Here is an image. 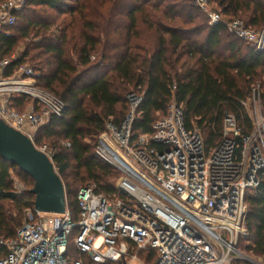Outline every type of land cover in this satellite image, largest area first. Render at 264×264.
<instances>
[{"label":"trees","instance_id":"1","mask_svg":"<svg viewBox=\"0 0 264 264\" xmlns=\"http://www.w3.org/2000/svg\"><path fill=\"white\" fill-rule=\"evenodd\" d=\"M208 1L249 27L264 25V0ZM26 40L10 70L31 63L38 85L66 104L63 117L52 116L39 128L36 145L52 148L75 218L83 186L123 196L115 182L122 173L95 147L108 123L120 126L130 114L131 92L143 97L132 124L134 140L152 132L173 102L182 107L186 128L199 129L208 147L221 140L226 114L235 115L244 134L253 130L243 102L263 83L264 55L226 23L211 25L194 0H27L16 25L0 36V58L12 57ZM18 100L20 110L31 101ZM12 171L29 185L24 193L15 190ZM33 187L30 175L0 156V238H14L25 211L35 208ZM246 202L241 240L264 259V168ZM73 237L68 253L77 258Z\"/></svg>","mask_w":264,"mask_h":264},{"label":"built area","instance_id":"2","mask_svg":"<svg viewBox=\"0 0 264 264\" xmlns=\"http://www.w3.org/2000/svg\"><path fill=\"white\" fill-rule=\"evenodd\" d=\"M27 0L0 2V36L17 23ZM209 23H226L230 33L264 55V25L254 29L227 18L208 0H194ZM18 58H0V119L28 136L52 116L63 117L65 102L37 83L29 64L10 70ZM245 105L253 130L244 134L235 115L226 114L221 140L208 147L199 129H188L182 107L173 102L150 133L133 139L132 124L143 97L131 92L132 110L120 126L108 123L96 155L122 176V197L86 185L77 194L78 216L69 209L29 216L12 239L0 238V264H243L238 249L246 235V197L264 168V109L256 93ZM251 96V95H250ZM20 97L31 101L24 110ZM253 99L254 106L248 104ZM70 146V144H68ZM37 146V145H36ZM38 147V146H37ZM39 148V147H38ZM48 155L46 147L39 148ZM51 156V155H50ZM73 237L78 257L68 253ZM254 264H259L252 260Z\"/></svg>","mask_w":264,"mask_h":264},{"label":"water","instance_id":"3","mask_svg":"<svg viewBox=\"0 0 264 264\" xmlns=\"http://www.w3.org/2000/svg\"><path fill=\"white\" fill-rule=\"evenodd\" d=\"M0 156L16 164L34 180L31 192L35 195V209L46 213H63L67 208L64 182L53 159L39 149L21 131L0 119Z\"/></svg>","mask_w":264,"mask_h":264},{"label":"rangeland","instance_id":"4","mask_svg":"<svg viewBox=\"0 0 264 264\" xmlns=\"http://www.w3.org/2000/svg\"><path fill=\"white\" fill-rule=\"evenodd\" d=\"M211 6H216L215 4H211ZM227 18H230L228 16H226ZM27 40L26 41H22L20 43V45L17 47V49L15 50V53L14 54H17V56H21L23 54V52L25 51V48H26V45H27ZM26 64H29L32 66L31 63H26ZM263 83H257L255 85V88L259 89V92L256 93V98H257V102L261 104L262 108L264 109V76H263V80H262ZM263 84V85H262ZM253 96V92L251 94L250 97ZM254 102H253V99L251 100L250 104H248V107H249V110L251 111L253 106H254ZM47 145V148L48 149H52L50 147V145L48 143H46ZM121 174V173H120ZM12 177H13V180H14V188L17 192L19 193H24L28 188H29V185L27 184L26 180H24L21 176H19L15 171H12ZM119 177L117 178V180L115 179V182H119L118 181ZM7 204H10L9 202H7ZM29 216V212L28 210L25 211V216H24V221L28 218ZM246 241L245 240H239L238 242V249H240L247 257V259L251 260L249 262L246 261V263H249V264H254L252 262V260L256 261L257 263L259 264H264V259L260 256H256V255H252L250 251H248L246 248H245V245H246Z\"/></svg>","mask_w":264,"mask_h":264}]
</instances>
